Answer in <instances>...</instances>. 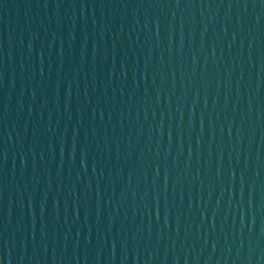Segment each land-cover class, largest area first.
<instances>
[{"label": "water", "instance_id": "95a60500", "mask_svg": "<svg viewBox=\"0 0 264 264\" xmlns=\"http://www.w3.org/2000/svg\"><path fill=\"white\" fill-rule=\"evenodd\" d=\"M0 264H264V0H0Z\"/></svg>", "mask_w": 264, "mask_h": 264}]
</instances>
